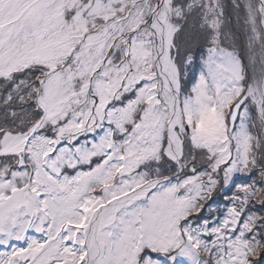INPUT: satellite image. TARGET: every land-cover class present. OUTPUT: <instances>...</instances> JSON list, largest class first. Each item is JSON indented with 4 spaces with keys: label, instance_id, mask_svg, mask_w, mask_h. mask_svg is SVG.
<instances>
[{
    "label": "snow or ice",
    "instance_id": "snow-or-ice-1",
    "mask_svg": "<svg viewBox=\"0 0 264 264\" xmlns=\"http://www.w3.org/2000/svg\"><path fill=\"white\" fill-rule=\"evenodd\" d=\"M0 264H264V0H0Z\"/></svg>",
    "mask_w": 264,
    "mask_h": 264
},
{
    "label": "rangeland",
    "instance_id": "rangeland-1",
    "mask_svg": "<svg viewBox=\"0 0 264 264\" xmlns=\"http://www.w3.org/2000/svg\"><path fill=\"white\" fill-rule=\"evenodd\" d=\"M199 69L197 68V71H198Z\"/></svg>",
    "mask_w": 264,
    "mask_h": 264
},
{
    "label": "trees",
    "instance_id": "trees-1",
    "mask_svg": "<svg viewBox=\"0 0 264 264\" xmlns=\"http://www.w3.org/2000/svg\"><path fill=\"white\" fill-rule=\"evenodd\" d=\"M214 206V205H213Z\"/></svg>",
    "mask_w": 264,
    "mask_h": 264
}]
</instances>
